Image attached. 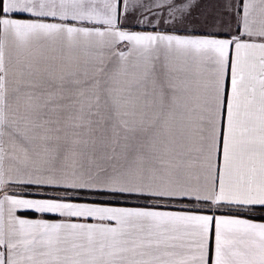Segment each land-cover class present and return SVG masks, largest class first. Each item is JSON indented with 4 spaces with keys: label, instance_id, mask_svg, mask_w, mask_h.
Instances as JSON below:
<instances>
[{
    "label": "snow or ice",
    "instance_id": "1",
    "mask_svg": "<svg viewBox=\"0 0 264 264\" xmlns=\"http://www.w3.org/2000/svg\"><path fill=\"white\" fill-rule=\"evenodd\" d=\"M190 8L0 0V264H264V0Z\"/></svg>",
    "mask_w": 264,
    "mask_h": 264
},
{
    "label": "crops",
    "instance_id": "2",
    "mask_svg": "<svg viewBox=\"0 0 264 264\" xmlns=\"http://www.w3.org/2000/svg\"><path fill=\"white\" fill-rule=\"evenodd\" d=\"M146 3H150L151 0H145ZM184 2H188V0H184ZM241 2V0H191V17H190V23L187 25V32H201V31H207L209 30L207 27V21H209L210 17H215L217 20H226L228 18V15L231 13V9L225 10V4H230L233 7L238 5ZM147 11V10H145ZM167 27V26H166ZM137 31H145L152 29H145L144 27H139L135 29ZM177 34H185L184 32H180ZM45 55H57V53L51 52L49 49H42L41 50ZM85 57L83 54H80V60L83 62ZM130 72L136 71L133 68H129ZM5 147L7 148V139H5ZM14 163L10 161H5V164ZM17 195H27L26 193H20L18 191L15 192ZM88 198H97L93 196H87ZM102 199H111L116 200L112 197L102 198ZM121 203H127V204H120V205H112L116 207H127V208H152L153 204L145 199H135V198H129L124 199L121 198L119 200ZM161 210H163V206H161ZM17 215L21 216L22 218L27 219H39L40 215L39 213H33V212H21L17 211ZM92 222V221H90ZM257 222H264L259 221Z\"/></svg>",
    "mask_w": 264,
    "mask_h": 264
},
{
    "label": "trees",
    "instance_id": "3",
    "mask_svg": "<svg viewBox=\"0 0 264 264\" xmlns=\"http://www.w3.org/2000/svg\"><path fill=\"white\" fill-rule=\"evenodd\" d=\"M84 199H89V200H94V199H102V198H88V197H84ZM107 201H109L112 205H120V204H127V203H121L120 201H116V200H109V199H105ZM256 220L259 221H264V219H261V217H264V213H259L257 212L255 214Z\"/></svg>",
    "mask_w": 264,
    "mask_h": 264
}]
</instances>
